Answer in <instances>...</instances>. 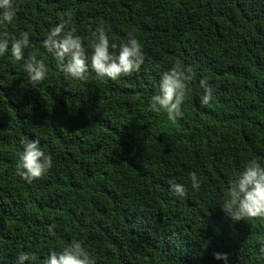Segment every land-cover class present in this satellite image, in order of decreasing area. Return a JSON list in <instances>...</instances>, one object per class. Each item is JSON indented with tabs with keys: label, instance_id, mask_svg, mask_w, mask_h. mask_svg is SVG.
<instances>
[{
	"label": "trees",
	"instance_id": "16d2710c",
	"mask_svg": "<svg viewBox=\"0 0 264 264\" xmlns=\"http://www.w3.org/2000/svg\"><path fill=\"white\" fill-rule=\"evenodd\" d=\"M18 3L17 19L0 30L11 40L30 31L25 55L44 59L49 78L33 86L11 57L0 59V264L29 251L42 261L73 239L95 264H223L214 253L264 264V221L233 222L216 201L246 160L264 158V0ZM62 20L86 45L99 27L117 43L132 33L143 44L141 71L116 82L62 81L41 47ZM177 61L196 79L173 123L146 99ZM201 78L214 89L208 106ZM34 138L54 167L27 184L14 170L19 141ZM190 171L203 177L196 192ZM173 180L187 188L184 198L170 194Z\"/></svg>",
	"mask_w": 264,
	"mask_h": 264
},
{
	"label": "clouds",
	"instance_id": "9594fccd",
	"mask_svg": "<svg viewBox=\"0 0 264 264\" xmlns=\"http://www.w3.org/2000/svg\"><path fill=\"white\" fill-rule=\"evenodd\" d=\"M20 10L18 0H0V29L11 25L17 19ZM30 31L20 30L17 38L11 40L9 33L0 30V59L11 57L22 71L27 74L33 86H39L49 78V64L42 58L26 50L32 48ZM48 57L55 62L54 67L60 73L62 81L86 83L90 75L96 79L112 82L132 77L141 71L145 62L143 44L128 33L123 43L110 41L104 27H99L84 39L77 34L75 26L69 27L68 20H62L52 27L41 42ZM196 79L192 65L177 61L169 70L161 73L159 91L146 99L149 110L158 117L164 116L175 123L183 115L190 84ZM202 90L199 96L201 106L215 101L214 89L206 79L199 80ZM138 96L142 95L140 93ZM18 160L15 175L27 184L45 177L54 167L53 157L41 147L39 138L19 141ZM188 180L193 192L203 184V177L196 171L188 172ZM169 192L179 198L187 195L183 183L173 180ZM217 207L233 222L257 218L264 221V158L253 157L246 160L236 172L234 179L228 181L226 194L217 196ZM56 225L48 227L53 234ZM213 259L223 264H231L227 253H214ZM95 264V260L84 241L73 239L61 251L49 250L48 255L38 261L34 252H18L14 264Z\"/></svg>",
	"mask_w": 264,
	"mask_h": 264
}]
</instances>
